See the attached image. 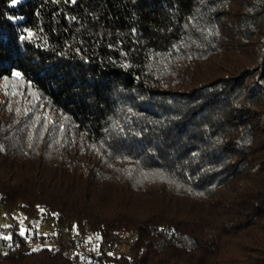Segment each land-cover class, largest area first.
<instances>
[{
    "label": "trees",
    "instance_id": "16d2710c",
    "mask_svg": "<svg viewBox=\"0 0 264 264\" xmlns=\"http://www.w3.org/2000/svg\"><path fill=\"white\" fill-rule=\"evenodd\" d=\"M15 78L0 208L68 248L0 264H264V0H0Z\"/></svg>",
    "mask_w": 264,
    "mask_h": 264
},
{
    "label": "rangeland",
    "instance_id": "374dc122",
    "mask_svg": "<svg viewBox=\"0 0 264 264\" xmlns=\"http://www.w3.org/2000/svg\"><path fill=\"white\" fill-rule=\"evenodd\" d=\"M14 106H16V110L20 107L26 109L46 107L45 101L30 86L17 78L0 82V109L9 112L13 110ZM14 226H17L16 231L19 233H25L27 230L33 233V226L37 228L38 234L53 229L50 223L28 219L19 211L9 215L0 208V232H14L12 230Z\"/></svg>",
    "mask_w": 264,
    "mask_h": 264
},
{
    "label": "built area",
    "instance_id": "2783aa9c",
    "mask_svg": "<svg viewBox=\"0 0 264 264\" xmlns=\"http://www.w3.org/2000/svg\"><path fill=\"white\" fill-rule=\"evenodd\" d=\"M44 237H46L45 233H39L38 238L35 239L33 233H29L28 235L23 234L19 237L14 232H0V256L8 255L14 248L19 245L34 246L36 248H41L44 246H64L68 248L67 242L60 241L55 232L50 236V238H46L44 241H42V238ZM70 251H72V253L76 252L75 249L72 248H70ZM93 254L96 255V253Z\"/></svg>",
    "mask_w": 264,
    "mask_h": 264
},
{
    "label": "snow or ice",
    "instance_id": "6c2138e0",
    "mask_svg": "<svg viewBox=\"0 0 264 264\" xmlns=\"http://www.w3.org/2000/svg\"><path fill=\"white\" fill-rule=\"evenodd\" d=\"M15 2H16V0H13V3H15ZM16 75H19V74L17 73Z\"/></svg>",
    "mask_w": 264,
    "mask_h": 264
}]
</instances>
